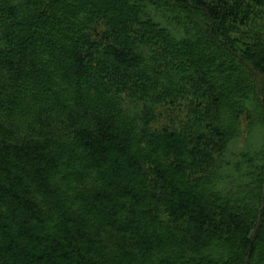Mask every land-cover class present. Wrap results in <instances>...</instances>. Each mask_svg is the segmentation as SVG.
<instances>
[{"label": "trees", "instance_id": "trees-1", "mask_svg": "<svg viewBox=\"0 0 264 264\" xmlns=\"http://www.w3.org/2000/svg\"><path fill=\"white\" fill-rule=\"evenodd\" d=\"M0 264H264V0H0Z\"/></svg>", "mask_w": 264, "mask_h": 264}]
</instances>
